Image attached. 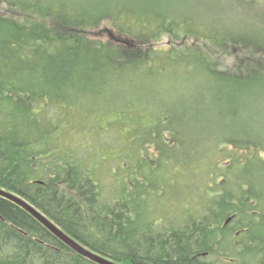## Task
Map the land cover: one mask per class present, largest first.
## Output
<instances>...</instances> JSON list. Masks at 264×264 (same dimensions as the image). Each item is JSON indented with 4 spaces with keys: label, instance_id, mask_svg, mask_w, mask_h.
I'll return each mask as SVG.
<instances>
[{
    "label": "trees",
    "instance_id": "16d2710c",
    "mask_svg": "<svg viewBox=\"0 0 264 264\" xmlns=\"http://www.w3.org/2000/svg\"><path fill=\"white\" fill-rule=\"evenodd\" d=\"M163 1L0 0V188L119 264H264V35ZM0 264L95 263L0 197Z\"/></svg>",
    "mask_w": 264,
    "mask_h": 264
},
{
    "label": "rangeland",
    "instance_id": "374dc122",
    "mask_svg": "<svg viewBox=\"0 0 264 264\" xmlns=\"http://www.w3.org/2000/svg\"><path fill=\"white\" fill-rule=\"evenodd\" d=\"M256 5L254 8L248 3L240 0H164L162 9L172 6L176 11H178L181 19L184 22L188 23L189 27L197 30L198 32H203L209 34L211 29L214 30H231L236 32L248 31L254 29L258 34L264 35V5L261 3V0H254ZM168 6V7H167ZM192 24V25H190ZM205 27V28H203ZM164 44L168 42V38L164 37ZM203 43H196V45ZM195 46V45H194ZM206 51L210 52L209 46L203 44ZM218 50V53H212L216 57L223 67H230L235 64L241 57L245 55L244 52L238 51L235 49H229L228 51L223 52V50ZM260 65H264V59H259ZM62 119L65 118V113L60 115ZM68 120L66 118L64 121ZM68 131V127L66 126ZM69 132L63 131L55 134L53 142L57 145H63L62 143L69 142L68 135ZM98 132L95 136L98 138ZM107 139V138H106ZM111 164L114 165L115 161H111ZM109 173V171H108ZM164 179L168 176L166 172L160 174ZM193 177L195 174L192 175ZM202 177L199 178L201 180ZM188 186H192L189 185ZM179 187L175 190H171L173 194H178ZM182 191L189 190L188 188L184 189L182 185ZM188 194V193H184ZM184 200V199H183ZM183 201H180L178 205H182ZM194 206L197 207L195 204ZM174 215V214H173Z\"/></svg>",
    "mask_w": 264,
    "mask_h": 264
},
{
    "label": "water",
    "instance_id": "95a60500",
    "mask_svg": "<svg viewBox=\"0 0 264 264\" xmlns=\"http://www.w3.org/2000/svg\"><path fill=\"white\" fill-rule=\"evenodd\" d=\"M0 196L16 203L27 212H29L35 219H37L42 225H44L52 234H54L59 240H61L65 245L73 249L78 254L82 255L83 257L96 262L98 264H117L108 260L92 251L84 247L79 242L72 239L67 233L61 230L58 226H56L48 217H46L43 213L38 211L35 207L30 205L29 203L25 202L21 198L11 194L3 189H0ZM232 219L227 221V224L231 222Z\"/></svg>",
    "mask_w": 264,
    "mask_h": 264
},
{
    "label": "bare ground",
    "instance_id": "6f19581e",
    "mask_svg": "<svg viewBox=\"0 0 264 264\" xmlns=\"http://www.w3.org/2000/svg\"><path fill=\"white\" fill-rule=\"evenodd\" d=\"M38 182V184H43L41 181H37ZM1 189V188H0ZM4 191H7V190H5V189H3ZM7 192H9V193H11V194H14L15 196H17V197H19V198H21L22 200H24L25 202H27V203H29L30 205H32L29 201H27L25 198H23L22 196H20V195H18V194H16V193H13V192H10V191H7ZM0 197H2V196H0ZM2 198H4V197H2ZM4 199H6V198H4ZM8 200V199H7ZM10 201V200H9ZM12 202V201H11ZM12 203H14V202H12ZM14 204H16V203H14ZM17 205V204H16ZM19 206V205H18ZM33 206V205H32ZM20 207V206H19ZM34 207V206H33ZM22 208V207H21ZM23 209V208H22ZM25 210V209H24ZM38 210V209H37ZM26 211V210H25ZM39 211V210H38ZM27 212V211H26ZM41 212V211H40ZM29 213V212H28ZM42 213V212H41ZM30 214V213H29ZM31 215V214H30ZM32 216V215H31ZM46 216V215H45ZM33 217V216H32ZM47 217V216H46ZM230 219H232L233 220V217H231ZM37 220V219H36ZM51 220V219H50ZM229 220V219H228ZM231 220V221H232ZM38 221V220H37ZM52 221V220H51ZM39 222V221H38ZM53 222V221H52ZM40 223V222H39ZM56 226H58L61 230H63L58 224H56L55 222H53ZM41 224V223H40ZM42 225V224H41ZM226 225H228L227 224V222H226ZM44 226V225H43ZM45 227V226H44ZM46 228V227H45ZM47 229V228H46ZM48 230V229H47ZM49 231V230H48ZM64 231V230H63ZM50 232V231H49ZM65 232V231H64ZM66 233V232H65ZM54 235V234H53ZM55 236V235H54ZM70 236V235H69ZM56 237V236H55ZM72 239H74L75 241H77V242H79L78 240H76L75 238H73L72 236H70ZM57 238V237H56ZM58 239V238H57ZM59 240V239H58ZM59 241H61V240H59ZM62 242V241H61ZM63 243V242H62ZM63 244H65V243H63ZM81 244V243H80ZM67 246V245H66ZM84 246V245H83ZM85 247V246H84ZM70 248V247H69ZM71 249V248H70ZM88 249V248H87ZM72 251H73V254H76V255H79V256H81V257H83L82 255H80V254H78L77 252H75L73 249H71ZM90 250V249H89ZM90 251H92V250H90ZM93 252V251H92ZM95 253V252H94ZM97 254V253H96ZM99 255V254H98ZM101 256V255H100ZM103 257V256H102ZM83 258H85V257H83ZM105 258V257H104ZM87 259V258H86ZM107 259V258H106ZM89 260V259H88ZM109 260V259H108ZM91 261V260H90ZM91 262H93V261H91ZM112 262H114V261H112ZM93 263H95V264H98V263H96V262H93ZM116 263V262H115ZM117 264H119V263H117Z\"/></svg>",
    "mask_w": 264,
    "mask_h": 264
}]
</instances>
